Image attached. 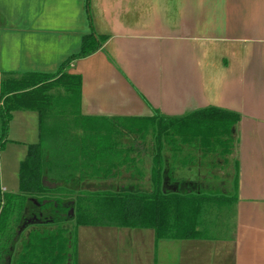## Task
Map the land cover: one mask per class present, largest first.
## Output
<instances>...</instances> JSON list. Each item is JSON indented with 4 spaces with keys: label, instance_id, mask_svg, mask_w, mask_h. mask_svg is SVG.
<instances>
[{
    "label": "crops",
    "instance_id": "1",
    "mask_svg": "<svg viewBox=\"0 0 264 264\" xmlns=\"http://www.w3.org/2000/svg\"><path fill=\"white\" fill-rule=\"evenodd\" d=\"M86 1L0 0V78L57 72L92 26L107 39L69 65L81 88L79 103L65 107L64 122L77 117L93 130L101 121L155 113L178 118L208 107L237 113L235 200L220 226L232 234L222 240L231 245V264H264V0H89L90 20ZM32 112L26 111L29 137H41L44 111L40 119ZM64 133L65 144L77 137L73 150L80 151L86 135ZM69 151L65 156L75 154ZM70 164L65 174L75 172ZM212 239L174 241L173 248L181 246L180 261L195 255L200 264L213 251L196 244L213 245ZM190 241L195 246L183 251Z\"/></svg>",
    "mask_w": 264,
    "mask_h": 264
},
{
    "label": "trees",
    "instance_id": "2",
    "mask_svg": "<svg viewBox=\"0 0 264 264\" xmlns=\"http://www.w3.org/2000/svg\"><path fill=\"white\" fill-rule=\"evenodd\" d=\"M85 8L90 20L89 0ZM106 39L96 35L91 26V32L82 38L79 52L62 63L57 72L2 74L0 152L7 142L12 112H41L49 106V92L55 88H62L74 103H79L81 78L69 74L68 67L72 62L99 51ZM135 120L156 123L155 137L140 144L138 137H117L113 143L104 137L99 140H103L104 150H114L122 144L123 150L138 153L140 158L143 149V156H147L151 163L149 189L145 192L139 191L136 185H129L119 191L93 192L73 188L65 190V196L56 194L43 184L46 173L58 170L56 158H47L41 143L28 146L19 166V192L7 193L0 188V264H66L69 239L64 224L67 221L73 222L76 228L151 230L156 242L205 239L206 217L212 211H226L235 200L236 161L230 173L224 167L236 151V127L240 116L208 107L178 118L155 113L151 118ZM53 127L49 130L58 133L52 130ZM40 128H43L42 120ZM83 142H80L79 149L85 159L82 165L86 167L96 157L94 152L105 151L101 150L99 143L93 149ZM78 165L77 161L69 168L74 171ZM75 174L78 173L65 174V184L74 181ZM230 175L233 176L234 191L231 196L226 185ZM184 177L188 179L180 180ZM135 178L136 175L132 180ZM189 181L198 186L197 192L180 189V184L185 183V186ZM74 182L79 184L80 180ZM33 200L37 205L31 207H38L39 211L29 210L32 221L28 222L26 205ZM31 225H36V229L25 236L20 234L22 229Z\"/></svg>",
    "mask_w": 264,
    "mask_h": 264
},
{
    "label": "rangeland",
    "instance_id": "3",
    "mask_svg": "<svg viewBox=\"0 0 264 264\" xmlns=\"http://www.w3.org/2000/svg\"><path fill=\"white\" fill-rule=\"evenodd\" d=\"M2 79L3 78L1 77L0 82ZM49 95L51 96L50 104L43 110L44 115L42 114L44 124L41 129V134L44 136L47 134L46 137H29L33 127H30V122L27 121L26 111L23 112L24 110H18L11 113V119L8 123L7 142L5 143L3 150L0 152V188L2 191L14 194L19 192L18 181L20 163L23 161L27 153L28 146L38 143L42 144L45 154L48 156L47 158H56L58 167V170L56 171L57 173L55 171L48 172L43 178V184L51 190H54V192H57L56 194L65 196V190L69 191L73 188L93 192L103 190L119 191L122 187L125 188L129 185L138 186L139 191H148L151 163L147 156H143V149L141 148V158L138 153H133L132 151L127 153L123 150L122 144L115 149L113 148L114 150L107 151L104 150V146L101 145L103 140H99V137H104L103 139H108L111 143H113L117 137H138L140 144L142 141H148L155 137L156 123H145L143 120H126L107 123L101 121L99 122L100 125L98 124V126H95V129L89 130L86 129L81 122L76 120L77 117L73 119L74 117L72 118L69 116V122H64L65 107L70 108L73 105V101H68L66 98L68 97V94H66L62 88H55L49 92ZM36 113L38 116L39 112ZM52 123L55 125V128L52 126V130L54 129L58 133H53L49 130L51 129ZM64 130L68 133L81 132L85 134L86 137H81V141H84L83 143L90 145V148L93 149H95L96 143H99V147L105 152H94L96 157H92L93 160L89 162V165L86 164L87 166L83 167L82 164H85V159L80 155V151L73 150L75 147L74 138L77 137H73L69 144H65V133L62 135ZM35 132V135H37L38 131ZM49 133H51L50 136ZM54 134L56 136H54ZM89 140L90 143H88ZM67 151H74L75 154L70 155L69 153L68 156H65ZM109 155L117 157L108 160L107 157ZM165 156L166 154L164 153V158ZM234 158L235 154L228 158L229 163L224 167L227 169L226 172L230 173V171H232L234 167ZM77 160L80 161L78 162L79 165L77 168H75V172L78 174H75L73 179L74 181H77L78 179L80 182L79 184H76L74 181H70L69 184H65V182H67L65 181V163L74 162V164H76ZM226 169H223L222 171L225 172ZM117 174L120 176L118 177ZM134 175H136V178L135 180H132ZM231 175L230 180L226 183V185L228 184V192H226L228 195L230 193V196L234 193V191H232L233 180H231L233 176ZM185 179H188V177L181 178L180 180ZM184 184L185 183L179 185L181 190L191 189L192 192H197L198 186L196 184L190 183V181L185 186ZM193 185L194 187H192ZM205 187L206 186H202V189L207 190ZM213 188L210 187V189ZM72 191L76 193L75 190ZM33 205H37L34 200L26 205L28 210V212H26V217L29 220L28 222L32 221V219H30L31 217H29L31 214L29 210H34V212L39 211L38 207L37 209L32 208L31 206ZM210 213V216L208 215L206 217L203 234H205V237H212L213 241H211V243L214 244L210 245L201 243L196 245H198L197 247H201V251L213 252H210L206 258L204 255L200 264H231V245L223 244L225 240H222V235L226 238H231L230 233L232 234V232L231 229H227L226 232L225 229L222 230V227H220L222 226V217L225 215V211L222 212V210H216ZM231 217L232 216H230V219ZM229 223L231 225V220ZM20 226H22V224ZM23 227L24 226H22V228ZM64 227L67 229V237L69 239L66 264H196L194 263L197 260L195 255L184 257L181 259L182 262L180 261V255L178 252L181 249V246L176 245L175 252V249L173 248L174 241H177L175 243H179L184 242L183 240H164L162 244L164 246L160 248L162 253L163 251L166 252L164 257L159 250V242L155 241L154 234L151 230L94 227L76 228L73 222L69 221L64 224ZM32 229H36V225L25 227L20 234L23 233L25 236ZM192 242H185V244L182 243V245L186 247L183 251L185 249L189 250L188 248H191V245L194 247L195 243ZM216 251L220 252L218 256H216ZM188 259L191 260V263ZM4 264H6V262Z\"/></svg>",
    "mask_w": 264,
    "mask_h": 264
}]
</instances>
